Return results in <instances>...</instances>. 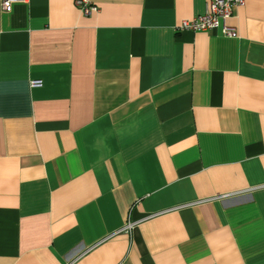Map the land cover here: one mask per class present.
Masks as SVG:
<instances>
[{
	"label": "crops",
	"instance_id": "1",
	"mask_svg": "<svg viewBox=\"0 0 264 264\" xmlns=\"http://www.w3.org/2000/svg\"><path fill=\"white\" fill-rule=\"evenodd\" d=\"M210 1L0 8V264H264V0Z\"/></svg>",
	"mask_w": 264,
	"mask_h": 264
},
{
	"label": "built area",
	"instance_id": "2",
	"mask_svg": "<svg viewBox=\"0 0 264 264\" xmlns=\"http://www.w3.org/2000/svg\"><path fill=\"white\" fill-rule=\"evenodd\" d=\"M27 0H1V11L7 12L10 9V4L14 2H26ZM75 7L83 15H89L97 11V8L92 5L89 0H75ZM244 0H211L205 7L203 13L195 15L190 19L181 20L176 26V31L190 32H210L217 30L224 37L234 36V31L226 26V20L232 15V12L237 7H242ZM30 86H39L40 81H31ZM132 223H126L119 229V233H128Z\"/></svg>",
	"mask_w": 264,
	"mask_h": 264
}]
</instances>
